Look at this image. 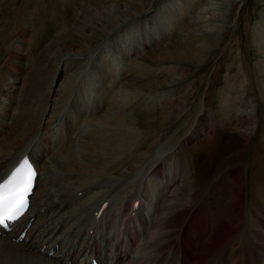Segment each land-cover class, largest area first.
<instances>
[{"label": "rangeland", "instance_id": "rangeland-1", "mask_svg": "<svg viewBox=\"0 0 264 264\" xmlns=\"http://www.w3.org/2000/svg\"><path fill=\"white\" fill-rule=\"evenodd\" d=\"M190 1L192 3L193 0ZM219 1L213 0L212 3H219ZM179 3H181L180 0H176V2L174 0H0V75L3 74L5 79L2 87L6 86L8 89L6 91L4 87L0 94V121L6 122L5 126L0 127V134H7L5 141L0 137V149L10 145L7 142L8 133L11 130V128L9 129L8 114L15 115L19 110L25 112L32 108L33 111H28L30 113L28 116L36 118V125H39L35 126L36 136L27 140L24 146L32 148L33 154L30 158L34 164L38 157L36 156L35 160L34 156L40 154L42 148L44 149V159L46 161L51 159L52 151L55 152L52 143H49L48 146L47 143L40 142L39 137L48 135L49 121L53 118L54 111L58 112L59 108L63 115L66 110L73 113L78 110L81 112L79 117L83 124L79 126L72 124L67 136L69 140L75 141L71 149L79 150L76 144L86 140L85 132L90 131L91 124L94 123L100 128L106 125L103 122L101 125L95 123L98 119H93L90 103L98 88L101 87L99 91L101 97L105 94L102 92V88L106 89V86L92 80L94 78L92 67H99L104 60L101 56L109 51L112 57L109 59V64L105 63L108 67L110 66L109 68L106 66L107 78H110L109 89L114 87L112 101L117 102L116 104L119 106L125 104L126 109L132 106L138 107L140 104L142 109L137 113H132L133 110L130 108L123 114L127 112H131V114L146 113L149 118L153 116L152 121L155 122L153 128L156 129L159 125L162 130L145 131V133L130 130L129 136L136 137L130 140L133 147L130 145L129 148L137 149L135 156L139 154L141 156L140 160L138 159L136 162V170L131 173L133 174L132 178L119 180L116 172L109 177L99 176L102 172L95 168L96 176L93 177L96 178L97 183L92 186L102 185L104 194L99 192L94 197L89 194L90 192L85 193V196L80 195V197L79 195H69L66 204L70 206L66 209V213L72 216L76 214L78 204L80 201H84L85 197L86 200L91 198L90 202L100 199L98 197L101 195L103 198L108 197L105 201L109 203V206H112L113 210L115 209L113 205L118 204L120 199L125 197L124 199L128 201L127 211L134 201H138L134 210L136 213L143 214V218L150 222L149 217L157 202L156 196L160 192L162 193L160 197L163 195L161 201L164 199L165 208L166 203L173 200V208L170 211L174 209L180 212L185 208L189 210L191 199H195L197 216L207 218L206 221L204 220L205 233H203L205 246L199 242L201 246L203 245L201 253H203L204 247H211L212 243L217 241L221 228L232 226L233 220L235 225H238L232 242H220L221 244L219 243L204 260L197 258V262L200 264L224 262L225 264L228 259L238 264H250V261L253 260L251 257L255 254V258H258L255 261L264 264V231H260L264 228L259 226V221L264 223V217H262L264 216V74L258 71V68H261L264 63L262 64L258 60L260 55L256 53L257 44L254 43L258 37L264 35V0H243L235 4L237 9L233 8L234 10L228 5L219 6L225 15L227 9L230 10V13L236 14L235 19H232L230 23L231 27L223 36L220 33L217 34L222 31V25H219L218 30L212 31L209 39L214 45H212L213 50L211 49L209 53L210 56L206 57L207 62L197 67L185 65L182 78L176 80L175 78L169 79L167 74L174 64L164 62L158 56L166 52L168 48L165 49L166 45L172 44L184 30L187 31L184 22L189 20L190 12L178 15L176 10L180 7ZM195 5L196 3H193L191 7ZM107 6L110 10L106 14L103 9ZM88 7L96 10H88ZM97 13L106 16L101 20L102 25L98 21H93L98 17ZM172 14L178 16L174 19L173 26L166 25L168 28V32H166L165 22H160V18L162 15L169 19L168 17ZM87 15L94 18L93 22L88 27L76 28L75 21L80 22ZM190 17L192 19V16ZM212 17L220 21L215 12ZM88 22L90 21L85 23ZM104 28L106 32H103ZM154 28L160 30L158 34L160 38L150 41L147 36L149 35L148 31L151 32ZM130 36L129 46L132 47L130 50L132 52H123L125 55H120L116 45L118 44L122 48L127 47V40ZM134 39L146 43L143 47L136 46L135 42H132ZM134 50L140 53L135 56ZM14 63L16 65L13 66ZM77 63L80 66L76 67ZM126 71H130L133 78L146 73L145 82H149L150 86L132 85L140 80L126 81L129 77ZM242 80L245 86H243L244 91L249 95L248 103H240V99L238 102H231L230 95L235 91H240ZM10 81L12 85L8 84ZM28 81L32 82L36 88L35 92L32 91L35 97L31 96L29 99L28 96L22 95L23 88L25 89ZM86 81H92L94 84L88 89L84 88L81 92L80 89L83 88ZM226 83L231 84L232 87L225 90ZM188 87H191V90ZM128 91H135L139 93V96L133 94L130 98V96H126L129 95ZM227 92L229 95L226 94ZM8 94L10 97L15 94L17 99L13 102L8 98ZM134 96H136L135 99ZM95 99L101 100L96 97ZM27 100H31L32 104ZM73 100L76 104H72ZM128 100H131V103L127 102ZM134 101L138 102V105ZM226 103L235 104L233 111L226 110ZM146 106L149 107L148 111L144 109ZM248 111L254 115L246 116ZM119 114L123 115L122 111ZM167 114H169V118H167ZM102 116L106 117L107 115L102 113ZM85 118L87 121H83ZM90 119L94 121L91 124H89ZM56 123L62 125L63 120L58 118ZM87 124L89 126H86ZM126 125L131 127L128 122ZM150 125L153 124L150 123ZM38 132H40V136ZM122 137L119 135L120 140ZM51 138L53 137L51 136ZM81 150L84 159H88V155L94 153L82 147ZM151 152L153 154H150ZM149 155L159 157L157 165H160L162 176L149 190L147 202L142 201L139 197L135 198L136 193L130 188L124 194L123 189L127 186H120L111 192L112 188L118 186L117 184L129 183L132 179L135 180L144 174L145 165L151 158H148ZM116 163H114V168ZM131 163L135 162L128 158L121 167L124 169ZM92 164L89 162L90 166ZM141 166L143 167L138 170ZM177 168H181L179 179L171 181L170 186L164 189L166 186L164 185L165 170L170 169L171 178L174 179ZM52 171L48 172L52 177L57 178V173L55 171L52 173ZM42 176L45 177L44 174ZM241 186L244 187V195L243 207L240 211L245 217L244 220L251 221L244 227L240 226L241 220L237 221L235 215L232 214L235 202H237L236 194ZM35 212L36 210L33 211V215ZM69 220L70 217L67 218V222H70ZM208 220L209 223H207ZM79 222L80 219H78ZM251 226L259 229L253 230ZM69 231L66 228L63 235L71 242L73 238L69 237ZM111 231L110 229L109 232ZM98 232L100 230L96 229L94 233L98 234ZM138 233L142 236L139 229ZM172 238L174 239V236L170 235L167 240ZM158 239H160L159 236L152 237L153 242ZM260 243L263 247L259 246ZM159 244L158 241L157 245ZM135 252L133 253L136 254ZM161 254L156 253L151 256L147 260L148 264L153 263ZM231 254H234L236 258H232ZM233 259H237V262ZM109 263L110 261L107 260L106 264Z\"/></svg>", "mask_w": 264, "mask_h": 264}, {"label": "bare ground", "instance_id": "bare-ground-1", "mask_svg": "<svg viewBox=\"0 0 264 264\" xmlns=\"http://www.w3.org/2000/svg\"><path fill=\"white\" fill-rule=\"evenodd\" d=\"M174 1L176 2V0ZM180 1L181 3H179V6L181 8L179 7L178 10H176L177 14L181 16L182 14L184 15L187 11H189V15L192 16V19L190 16H188L189 20L184 22L186 24L187 31L184 30L183 33L177 38V40L172 44H165V49L168 47L166 52L158 56L159 58L164 60V62L174 64H172L173 66H171L172 69L167 71V74L169 79L175 78L176 80H180L182 78V74L185 72V65H195L197 67L207 62L206 57L208 58L210 56L209 53L213 47L212 45H214L209 39L212 31L218 30L220 28L219 25H222V31L218 32L217 34L220 33V35L223 36L231 27L230 23L232 19H235L236 14L234 15L233 12L230 13V10L227 9V14L225 15L223 13V9L219 6L228 5L231 9H237V6L235 4L240 3L243 0H239L238 2L236 0H220L219 3L214 4L212 3L213 0H193L192 3H190V0H188L189 2L187 0ZM183 2H185V4H182ZM193 3H196V5L191 7ZM87 9L96 10L91 9L90 7H88ZM109 10L110 9L107 6L103 9V12L107 14ZM214 12L216 13V17L220 19V21H217L212 17V15H214ZM178 15L172 14V16L168 17L169 19H166L165 16L162 17L161 15L160 22H165V27L167 24L173 26V21ZM97 16L98 17L93 20V17L87 15L86 18H84L80 22L78 20L75 21L74 25L78 29L88 27V25H90V23L93 21H98L99 24L102 25L103 23L101 20L106 16L98 15V13ZM87 21L90 22L85 23ZM165 31L168 32L167 27ZM103 32H106L105 28L103 29ZM159 32L160 30L158 31L156 30V28H154V30L151 32L148 31V39H150V41H154L156 40V38L157 40H159ZM263 37L264 35L260 38L258 37V39H256L254 42L257 44L256 53L260 55L258 57V60H260L262 64L264 63ZM128 40L127 44L129 46V44L131 43V36L128 37ZM132 42H135L136 46L140 47H143V45L146 43L139 42L136 39L132 40ZM128 46L122 48L117 44V52L120 55H125L126 52L132 50V47ZM131 46L133 45L131 44ZM109 53L110 52L108 51L104 54V56H101V58L103 57L104 60L102 63H100L99 67H92V72H94V78L92 80H96L102 85H105L106 89L102 88V92L105 94L101 97V95L99 94L101 87L98 88L96 86V88L98 89L95 97L101 98V100H99V102L93 95L92 101L90 103L91 110L93 111L91 115L93 116L94 120L95 118L98 119L96 120L97 122L95 121V123L101 125V123L103 122L106 125H103V128H100L98 126H95V124L93 123V119L92 121L90 119L91 122L89 124L93 123V125L91 124L90 131L85 132L84 137L86 138V140L81 141L80 144L77 143L76 146L79 148V150L73 151L71 148L73 147L75 141H72V139L69 140V137L67 138L68 131L72 124L76 126L83 124L81 123L82 119H80L79 117L81 115V112L78 110L73 113L66 110L64 111L65 115H63L61 113V110L58 108V112L54 111V116H52L51 114L53 118H51V121L48 120L49 124L47 127L49 133L48 135H44L45 137H39V141L42 143H47L48 146L49 143H52L51 145L53 149H55V152L52 151L50 156L51 159H48L47 161L44 159L43 148L41 150V153L36 155L38 156L37 160L35 158L36 156L34 157L36 160L34 165H36L38 175L35 178L36 183L33 187V192L30 195V207L27 213L23 216V219L14 222L9 232L4 233V235H0V264H84L87 257V261H89L91 257H95L100 260L101 264H106L107 260L110 261L109 264H145L147 260L156 253L158 255L160 253L162 254L154 262L152 261L153 263L149 264H200L199 262H197V258H201L202 260H204V258L209 255L220 242L223 241L229 243L233 241L235 233L238 230V225H235V221L231 220L233 222V225L221 228L217 241L212 243L211 247H204L203 253H201L200 251H202V246H205V238L203 233H205L204 228L207 218L205 219L203 217L200 218L199 216H197L195 199H191V208L189 210L188 208L184 207L185 209L183 211L181 210L180 212L175 211L174 209L170 211V209L173 208L174 202L173 200L172 202H170L169 200V203H166L165 208L163 204L164 199L161 201L163 197V195L160 197V194H162L161 192L156 196L157 202L155 203L154 208L152 209V213L150 214V222L146 221V219L143 218V214L136 213L132 204V206L130 205V209L128 208L129 210L127 211L126 205L128 201L127 199H124L125 197L123 199H120L118 204L113 205V208H115L114 210L111 208L112 206H109V203L105 201V199H107L108 197L103 198V196L101 195L100 197H98L100 199L91 202L89 201L91 198H88V200H86L85 197L84 201H80L79 204L77 203L78 211H76V214H73L72 216L71 214L66 213V209L70 206L66 204V200L68 199L69 195H79L80 197V195H84L85 193L90 192L89 194H92V197H94V195L98 194L99 192H101V194H104L101 188L102 185L99 184V187L95 185L94 187L92 186L94 183H97L96 178L93 177L96 176L95 168L102 172L99 176L109 177L111 176V174L116 172L117 179L119 180L132 178L133 174L131 173L136 170V162L138 159L140 160L139 157L141 156L140 154L135 156L137 149L135 150V148H129L131 145L130 140L135 139L136 137L129 136L131 134L130 130L139 133H145V131L162 130L159 125H157L156 129L153 128L155 126V122L152 121L153 116L149 118L146 113L131 114V112H127L126 114H123V112H126L130 108L133 110L132 113H137L138 111H140L142 108H140V104L138 105V102L134 101L135 104L138 105V107L132 106L127 107L126 109L125 104H121L122 106H119L118 104H116L117 102L112 101L114 87L113 89H109L110 86L108 84L110 82V78H107L108 72L106 71V66L110 63L109 59L112 57V54L110 56ZM139 53H137L135 50L133 51V54L135 56H137ZM121 62L122 60L120 61V63ZM14 65H16V63H14L13 66ZM78 66H80V64L77 63L76 67ZM258 71H261L264 74V64L261 66V68H258ZM126 74L127 76H129L126 81L136 79L140 80L139 82H134L132 85H140L142 87L150 86L149 82H145V79L147 78L146 73H143L142 76H138L136 78H133L131 76L130 71H126ZM247 77H249V75H247ZM4 80V75H0V94L2 92L1 90L4 87L5 90L8 91L6 86L2 87ZM26 83L27 86L25 87V89L23 88L22 95L24 94L28 96L29 99V97L34 96L32 91L35 92L34 89L36 88L32 82L28 81ZM8 84H11V81L8 82ZM92 84H94V82L86 81L80 91L82 92L84 88L88 89ZM243 86L244 82L242 80L240 91H235L230 95L232 99L231 102H238V99H240V103H248L249 95H247V93L244 91L245 86ZM230 87H232L231 84L226 83L225 90ZM188 88L191 90V87ZM10 94H8V98H10V100L14 102V100L17 98L15 94L10 97ZM128 94L129 95L126 96H130L131 98L133 94H136L137 96L139 93H136L135 91H128ZM226 94L229 95V92H227ZM136 96H134L133 98L135 99ZM131 100H128L127 102L131 103ZM30 101L31 100H29L28 103ZM33 101L35 102V100ZM74 103L75 102L73 100L72 104ZM146 107H144V109L148 111L149 107ZM225 107L226 110L233 111V107H235V104L231 105L229 103H226ZM29 109L25 112L19 110V112L15 115L8 114L10 119L9 129L11 128V130L8 133L7 142L10 145H8L7 147H2V149H0V179L10 170L15 161L20 156L25 153H27L29 157L32 155V148L30 147L28 149L26 146H24V143L36 136L35 134L37 129H35V126L39 124L36 125V118L28 116V114H30L28 111H33L32 108L30 110ZM121 111L123 115L119 114L121 113ZM102 113L107 116L103 117ZM42 114L40 118L42 117ZM253 115L249 111L248 113H246V116ZM58 118H61L63 120L62 125H57L56 119ZM167 118H169V114H167ZM83 121H87V119L85 118L83 119ZM127 122L131 125V127H129V125H126ZM150 123H152L153 125L151 126ZM5 124L6 122L0 121V127L5 126ZM39 133L40 132H38V134ZM52 133L56 134L57 136L53 135ZM6 135V133L0 134L1 139L4 138L5 141ZM119 135L123 136L121 140L119 139ZM51 136L53 138H51ZM65 139L66 142H64ZM81 147L86 148L90 150V152L94 153L90 156L88 155V159H84L82 156L83 151L81 150ZM131 151L132 153H130ZM150 154L153 153L151 152ZM128 158H130L135 163H131L123 169L121 165L124 164V162ZM148 158H150V161L147 165H145L146 167L143 171L144 174H141V176L135 180L132 179L131 182L129 181V183H125L123 185L121 183L117 184L118 186L112 188L111 192H113L120 186H127L125 189H123L124 194H126V192L130 188V190H134L133 192L136 193L135 198L139 197L142 199V201L147 202V199L149 198V190L156 185L155 181L160 179L162 176L159 169L160 165H157L159 157L149 155ZM89 162L93 164L90 166ZM114 163L117 164L115 168L113 167ZM40 167L43 172L42 174H44L45 177L43 176L40 178ZM142 167L143 166L139 167L138 170ZM51 170L57 173V178L50 175L48 171ZM180 171L181 168L176 169V175H174L175 178L173 179L171 178L172 175L170 173V169L165 170L164 185L166 186L164 189H167L171 184L170 182L175 181V179L179 177ZM88 187L92 188L89 189ZM243 190L244 187L241 186L239 188V191H237L235 198L237 202H235V208L234 210H232V214L233 216L235 215L237 221L238 219L241 220L240 226L242 225V227L248 225L249 222L251 223L250 220H244L245 217L241 213L242 211H240V209H242L243 207ZM99 209H101V211L99 217L97 218L96 213ZM34 210H36V212L33 215ZM68 216L70 217V222H67V218H69ZM78 219H80L79 223ZM207 223H209V220ZM259 226L264 228V223L259 221ZM66 228L70 230L68 233L69 237L73 238L71 242H69L70 239L64 238L65 236L63 234H65ZM257 228L252 227L253 230ZM96 229L100 230L98 234L94 233ZM110 229L112 230L111 232H109ZM138 229L139 232L141 231L142 236L138 233ZM23 230H25L24 237L20 240L16 239L19 236V233ZM260 231L264 230L260 229ZM170 235L174 236V239L172 238L173 240H167L168 236ZM78 236L79 239H77ZM153 236H159L160 239H158L157 241L155 240L156 242H153ZM66 237L68 236L66 235ZM75 239H77L78 241H75ZM257 239L259 241H262L259 238ZM158 241L160 243L159 245H157ZM199 242L203 245L201 246ZM259 246H262L261 243ZM134 251H136V254L133 253ZM219 253L223 255L221 252ZM253 256L251 257L253 260L250 261V264H257L258 262L255 260H257L258 258H255V254ZM231 257L236 258L234 254ZM219 264H224V262ZM225 264L238 263H234L232 260L229 261L227 259Z\"/></svg>", "mask_w": 264, "mask_h": 264}, {"label": "snow or ice", "instance_id": "snow-or-ice-1", "mask_svg": "<svg viewBox=\"0 0 264 264\" xmlns=\"http://www.w3.org/2000/svg\"><path fill=\"white\" fill-rule=\"evenodd\" d=\"M37 175L30 160L25 158L0 182V225L15 221L30 207L29 197Z\"/></svg>", "mask_w": 264, "mask_h": 264}]
</instances>
